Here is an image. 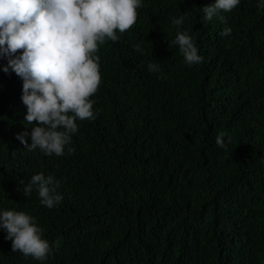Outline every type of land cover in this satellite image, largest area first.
I'll return each mask as SVG.
<instances>
[{
  "label": "trees",
  "instance_id": "trees-1",
  "mask_svg": "<svg viewBox=\"0 0 264 264\" xmlns=\"http://www.w3.org/2000/svg\"><path fill=\"white\" fill-rule=\"evenodd\" d=\"M214 2L141 0L135 26L100 45L95 118L60 157L16 139L32 128L22 80L0 71V210L34 217L52 246L24 257L0 229V264H264V9L241 0L206 22ZM184 13L203 57L191 67L171 44ZM40 173L60 181L54 208L23 194Z\"/></svg>",
  "mask_w": 264,
  "mask_h": 264
},
{
  "label": "clouds",
  "instance_id": "clouds-1",
  "mask_svg": "<svg viewBox=\"0 0 264 264\" xmlns=\"http://www.w3.org/2000/svg\"><path fill=\"white\" fill-rule=\"evenodd\" d=\"M240 2L215 0L202 8L203 19L216 18L226 24L222 13L231 12ZM141 7V0H0V58L7 59V66L0 71L8 73L10 69L22 80L24 119L32 128L30 134L22 132L16 139L26 150L63 156L78 131L76 121L95 118L91 97L102 83L96 53L107 41L117 42V33L135 26ZM257 8L264 9V0H258ZM186 16L172 19L177 33L171 44L178 46L184 63L191 67L203 57L193 38L181 30ZM231 31L225 27L219 35L227 37ZM134 49L142 52L139 44ZM148 70L157 71V64L149 63ZM227 135L221 131L215 138L216 145L225 150ZM67 151L71 155L75 149L68 147ZM33 187L41 205L48 209L63 200L57 191L60 181L53 175H33L23 194L30 196ZM0 229L6 233L4 239L11 241L13 253L44 261L52 251L34 217L23 211L0 210ZM54 243L58 248L59 239Z\"/></svg>",
  "mask_w": 264,
  "mask_h": 264
}]
</instances>
